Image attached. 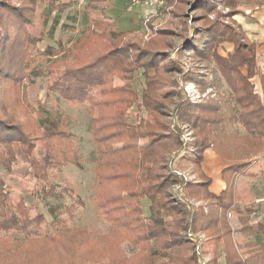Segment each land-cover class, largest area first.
Wrapping results in <instances>:
<instances>
[{"label": "trees", "instance_id": "16d2710c", "mask_svg": "<svg viewBox=\"0 0 264 264\" xmlns=\"http://www.w3.org/2000/svg\"><path fill=\"white\" fill-rule=\"evenodd\" d=\"M46 1L52 8L59 9L72 4L66 0ZM102 1L111 2L100 0ZM226 4L231 8L229 13H219L211 18L209 14L216 7L214 0H180V18L183 16L180 24H184V27H180V53L192 54L199 62L193 71L187 70L180 63V72L185 73L184 79L195 81L206 89L214 86V83L210 82L208 71L215 66L231 87L237 107L222 111L225 109L219 106L218 99L209 97L207 100L193 103L182 98L180 93V108L177 110L181 124L190 125L195 133L207 131L216 141V148L226 164L222 171L226 188L220 194H215L209 190L211 178L202 174L200 181H185L178 173L171 171L166 163L172 151L177 155L176 153L183 149L178 136L168 132L169 119L162 112V105L174 100V86L178 84L170 76L172 82L165 81V76L162 75L148 79L146 67L152 66L151 63L156 61L160 51L155 42L144 44L145 57L149 59V63H140L137 58L127 57L128 50H118L119 47H114L110 53L97 51V56L91 60L76 53L75 60L63 73L54 77L53 86L66 100L73 103L94 99L93 89L85 88L86 84L101 90L100 99L96 101L101 105V114L93 117V133L94 136L97 133L95 141L98 150L96 173L100 181L96 205L98 209L109 210V234L116 235L117 239L121 237L122 232L124 236L127 234L132 237V241L141 244L139 255L116 259L105 256L101 248L90 255L84 254L82 249H76V254L66 244L68 228L63 225L59 230L53 231L54 233L49 232L39 239L43 245L35 247L34 256H28L27 252V255H22L21 258L20 251L15 254L0 251V264H128L129 260H132L133 264L139 262L138 260L144 261L141 264H202V255H210L208 264H221V257H224L225 264H264V244L261 252L245 259H236L238 250L227 214L231 209H240L235 194L238 174L248 168L254 158L264 155V99L254 90L255 85L251 81V77L258 72L256 44L248 40L241 24L232 17L239 12L238 0H227ZM262 4L264 1L260 5ZM187 8L193 9L192 19L198 22L194 27L193 36H190L188 27L189 14L185 12ZM36 12V0H0V88L3 87L2 83L4 86L12 84L18 89L21 85L24 72L22 43L30 38L27 25L33 24ZM223 16L231 18L225 20ZM9 17L13 27L8 25ZM105 30L104 27L101 33L105 34ZM112 32L116 36L133 35L131 31ZM118 40L120 39L114 38L113 42ZM13 42L18 47L14 48ZM225 42L233 45L228 56L218 51V47ZM21 49L23 51H20ZM59 51H56L55 47L51 50L54 54ZM120 59L133 65L128 79L129 86L130 80L133 82L136 75L134 73L137 69L134 65L137 62L142 65L137 70L139 72L143 69L144 75L145 85L141 102L137 100L138 92L135 89L127 85L122 88L110 85L114 73H117V67L122 64H119ZM243 68H246V73ZM8 104V94L0 96V168L9 167L18 149H22L18 150V155H24L28 150L25 144L29 135L22 122L10 114ZM136 104L143 105L149 117H142L137 123L128 122L131 117L129 108ZM103 109H106L105 113ZM107 117L112 119L106 121ZM104 119L105 123H101ZM234 121L244 125L247 133H241L234 128ZM41 122L38 126L42 132L39 139L44 140V145L49 144L46 148L47 154L41 152L40 158L32 155H24V158L31 160L30 164L39 169L54 168L62 159L81 167L83 162L74 153L67 159L71 150L69 146L73 143L75 135L71 131L61 130L53 117H45ZM104 128L108 130L99 134ZM214 130H217V133L214 134ZM143 134L152 138L145 147L138 145V140ZM122 139L126 140L125 146H112L114 142ZM60 143L66 144L58 146ZM205 145L206 141L203 139H193L192 143L184 146L177 163L182 161L201 165ZM153 164L155 175L154 172L150 174L148 170L140 171L148 168L145 165L150 168ZM39 174L44 176L45 172ZM153 179L157 181L152 182ZM178 184L179 189H175ZM6 188V181L0 173V230H26L32 221L26 217L29 216L27 211H30V208L22 201L16 204L17 206L14 205ZM48 191L55 196L63 195L56 191L53 183ZM64 191L81 205H85V201L79 198L72 187L66 185ZM124 191L128 192L127 196ZM192 196L203 200L204 203L195 207L189 201ZM143 199L150 201L149 215L145 213ZM51 210L58 215L56 206H51ZM169 216L175 224L165 221ZM241 221L243 231L245 227H249L250 233L254 232L248 222V216H242ZM197 232L206 233L207 238L203 241L202 238L194 236ZM85 238L82 237L81 244ZM28 240L33 243L38 239L28 237ZM76 246L82 248L78 244Z\"/></svg>", "mask_w": 264, "mask_h": 264}, {"label": "rangeland", "instance_id": "374dc122", "mask_svg": "<svg viewBox=\"0 0 264 264\" xmlns=\"http://www.w3.org/2000/svg\"><path fill=\"white\" fill-rule=\"evenodd\" d=\"M66 1H70L72 4L59 9L52 8L46 0H36L37 12L33 17L34 22L27 25V30L31 35L28 40H24L22 43L24 52L21 57L24 60V72L21 85L18 86V89L12 84L4 86L2 83L3 87L0 88V96L8 94L10 114H13L17 120L22 122L25 127L24 130L29 135L25 144L28 150L24 152V155L40 158L39 156L42 153L47 154L46 148L49 144L44 145V140L39 139L42 132L38 126L45 117H53L61 130L71 131L75 135L73 143L69 146L71 150L67 159L74 153L78 158L80 157L83 165L79 167L75 163L67 160L63 161L62 159L57 162V164H60L58 166L56 164L54 168L39 169L31 165V160L24 158V155H18V150L22 151V149L15 151V156L12 158L13 161L9 167L1 166L0 173L6 181V190L10 201L14 205L19 204L20 201L24 202L30 208V211H27L29 216L27 215L26 217L32 221L30 222L31 225L23 231L0 230V251H6L11 254L20 251L21 258L22 255H27V252L28 256H34L36 254L35 247L43 245V242L39 239L49 232L59 230L64 225L68 228L66 244L76 254V249H82L84 254L90 255L101 248L107 257L116 259L130 258L134 255L137 257L141 244L132 241V237L130 238L127 234L124 236L123 232L118 239L116 235L109 234L111 228V222L108 220L109 210L108 208L98 209L96 205L100 181L96 173L98 150L95 141L97 133L95 136L93 133V117L101 114V105L96 102L100 99L101 90L86 84L85 88L93 89L94 99L89 98L83 103H73L66 100L54 88V77L63 73L64 69L75 60L77 57L76 53L79 55L83 54L85 58L91 60L94 56H97L95 55L97 51L113 52L114 47H119L118 50H128L127 57L129 58H137L140 63L142 61L143 63H149V59L145 57L144 44L155 42L159 46L158 49L160 51L157 53L156 61L154 60L155 62L151 63L152 66L146 67L148 79L162 75L165 76V81L172 82L173 79L170 77H173L178 84V86H174V100H169L167 104L162 105V112L169 119L168 132L178 136L177 138L180 139V145L183 146V149L181 152L176 153L177 155L172 151V155H168L166 163H168L171 171L178 173L185 181H200L202 180V174L211 178L204 172L202 164L183 163L182 161L177 163V158L183 153L184 146L192 143L193 139H203V141H206L205 150L211 147L222 159L223 157L216 148V141L210 137L207 131L201 130L199 133H195L190 125L180 123L177 111L180 108V101L178 100L180 93L182 98L193 103H199L209 99V97L218 99L219 106H223L225 109L222 111L235 108L237 104L231 87L228 86L221 72L215 66H212L209 69L210 71H208L210 82L214 83V86L206 89L200 87L195 81L184 79L185 73L180 72V63L190 71L196 70L199 63L192 54L186 53L182 55L180 53V45H182L180 27H184L182 22L180 24V19L183 17L181 15L180 18V0H150V3L145 2L149 0ZM226 1L214 0L216 7L209 16L214 18L219 13H229L231 8L228 7ZM231 1L235 2L236 0ZM258 1L238 0L237 9L239 12L232 17L236 19L237 16H240L238 14L247 13L253 6H261L260 4L264 0ZM185 12L189 14L188 27L190 36H193L194 27L198 25V22L192 19L194 13L192 8H187ZM222 18L228 20L231 17L223 16ZM8 25L10 27L14 26L10 17ZM104 27L106 29L105 34H102L101 31ZM112 31H131L133 35L126 37L116 36V34H112ZM114 38L115 40H120L113 42ZM14 42L12 43L13 47H18ZM54 47L56 51L61 49L59 53L57 52L58 54L51 52ZM16 49L18 50V48ZM23 49L20 51H23ZM232 49L233 45L227 42L222 43L218 47L219 53L224 56H228ZM84 52L89 55H85ZM106 63H108L107 60ZM153 63H156V65ZM119 64L121 65L117 67V73H114L110 85L122 88L126 85L129 86L128 79H130V70L133 65L125 63L123 59H120ZM139 64L137 62L134 65L137 70L140 68L139 66H142ZM137 70L134 73L136 75L133 82L130 80L129 87L138 92H136L138 94L137 100L141 102L142 90L145 85L144 75L142 74L143 69L139 72ZM243 71H246V68H243ZM254 76L251 77V81L256 85L257 80L254 79ZM163 90L165 91V89ZM254 90L257 93L259 92V88L256 86ZM103 110V113H105L106 109ZM129 111L131 117L127 120L128 122L137 123L140 118L149 117V113L143 105H133L129 108ZM110 119L112 117H107L106 121ZM101 123H105V119ZM232 123L233 127L240 130L241 133H247L244 125L240 124V122L234 121ZM107 130L105 128L101 129L99 134L105 133ZM215 133H217V130H214ZM151 139V136L144 135L138 140V145L145 147L151 142ZM65 144L63 143L62 145L60 143L58 146H65ZM125 144L126 140L122 139L114 142L112 146L114 148H122ZM56 158L58 159L59 157ZM53 159L55 158L53 157ZM254 160L264 162V155H260ZM157 165L159 164L157 163ZM145 166H148V168L139 170L141 172L142 170H148L150 174L154 172L153 175H155V170H153L155 164L150 168L149 165ZM43 171L45 172L44 176L39 174ZM155 181L157 180L153 179L152 182ZM253 181L257 185L256 180L254 179ZM51 183L55 185L56 191L63 193V195L55 196V194H50L48 188ZM66 185L76 190L79 198L85 201V205H81L72 195L64 191ZM175 189H179V184L175 186ZM124 194L127 196L128 192L124 191ZM189 201L195 207H199L204 203L203 200H198L194 196ZM142 203L145 213L149 215V199H143ZM241 203L239 205H242ZM51 206L57 207L58 215L52 212ZM231 213L230 210L227 213L230 224L231 220L232 223H235L234 213L233 215ZM38 215H40L39 218L37 217ZM165 221L175 224L170 216L166 217ZM236 235L239 239L240 235L237 230ZM194 236L202 238L203 241L207 238V234L204 232H197ZM28 237L38 240L32 243L28 240ZM82 237H86L83 244H81ZM250 240L252 242L263 241L264 235L253 234ZM237 242L239 244L238 247H240L239 240ZM76 244L82 246V248L77 247ZM237 256L236 259H239ZM201 257L202 264H208L210 255H202ZM138 261L136 264L144 262L143 260ZM219 261L221 264L226 263L224 257H221ZM128 264H133L132 260H129Z\"/></svg>", "mask_w": 264, "mask_h": 264}, {"label": "crops", "instance_id": "0c3cea01", "mask_svg": "<svg viewBox=\"0 0 264 264\" xmlns=\"http://www.w3.org/2000/svg\"><path fill=\"white\" fill-rule=\"evenodd\" d=\"M238 15L240 16H237L236 19L246 32L248 40L256 44L258 72L254 76V79L257 80L255 86L259 88L258 93L264 99V4L253 6L247 13L242 12ZM202 166L204 172L212 178L209 186L210 191L220 194L226 188V182L222 177V171L226 166L225 162L210 147L204 152ZM253 178L256 180L257 185L254 183ZM262 181L264 182V162L258 160L252 161L248 168L239 173L237 179L236 201L238 204L242 202V205H240L239 210H230L232 215L234 213L235 223H232L231 220V225L233 226L234 241L239 252L237 258H246L262 251L264 240H258L257 242L250 240L253 234L264 235V183ZM242 216H248V222L254 228V232L250 233L251 228L249 229V227H245V231L242 230ZM236 230L240 235L239 239ZM237 240H239L240 247H238Z\"/></svg>", "mask_w": 264, "mask_h": 264}, {"label": "built area", "instance_id": "2783aa9c", "mask_svg": "<svg viewBox=\"0 0 264 264\" xmlns=\"http://www.w3.org/2000/svg\"><path fill=\"white\" fill-rule=\"evenodd\" d=\"M135 1H137V0H135ZM152 1H153V0H152ZM145 2H147V3L149 2V3H150V0H149V1H145ZM152 3H153V2H152ZM152 3H151V4H152Z\"/></svg>", "mask_w": 264, "mask_h": 264}]
</instances>
